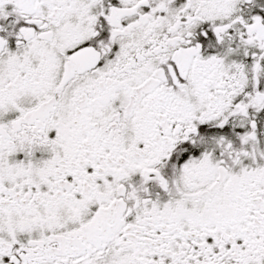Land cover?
<instances>
[{"label":"snow or ice","instance_id":"1","mask_svg":"<svg viewBox=\"0 0 264 264\" xmlns=\"http://www.w3.org/2000/svg\"><path fill=\"white\" fill-rule=\"evenodd\" d=\"M0 264H264V0H0Z\"/></svg>","mask_w":264,"mask_h":264}]
</instances>
